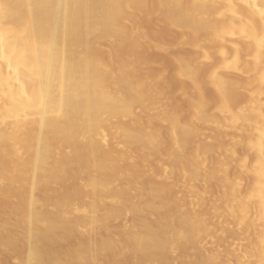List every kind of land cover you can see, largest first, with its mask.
<instances>
[{"label": "bare ground", "instance_id": "obj_1", "mask_svg": "<svg viewBox=\"0 0 264 264\" xmlns=\"http://www.w3.org/2000/svg\"><path fill=\"white\" fill-rule=\"evenodd\" d=\"M0 259L264 264V0H0Z\"/></svg>", "mask_w": 264, "mask_h": 264}, {"label": "rangeland", "instance_id": "obj_2", "mask_svg": "<svg viewBox=\"0 0 264 264\" xmlns=\"http://www.w3.org/2000/svg\"><path fill=\"white\" fill-rule=\"evenodd\" d=\"M146 55H148L149 57H147ZM146 55H145L146 58H148L149 60H152V59H153V61H155V62H157V63H162V62H164V61L162 60L163 57H162L161 55H159V54L157 55V54L153 53V55H152V53H147ZM158 56H159V57H158ZM157 60H159V62H158ZM161 60H162V61H161ZM164 60H165V63H164L163 65H164V68L166 69V71H167L168 73L165 72V74H164L165 76H163V80H164L165 82L170 83L172 87L175 85L174 88L176 89L178 85H177V83L174 82V79L172 78V77H173V68H172L173 66H172L171 64H169V62L167 63L168 60L166 61V58H164ZM166 63L169 64V65H171L172 67H171V66H168V65L166 66V65H165ZM165 66H166V67H165ZM171 71H172V72H171ZM167 75H168V76H167ZM168 77H170V78H168ZM172 82H174L175 84L172 83ZM173 84H174V85H173ZM176 85H177V86H176ZM171 98H172V99H171V101H172L171 104H172L173 102L176 103V102L178 101V98H177L175 95L172 96ZM176 98H177V99H176ZM173 99H174V100H173ZM174 103H173V104H174ZM179 110H183V108L180 107ZM162 132L164 133L165 130L162 129ZM159 160H161V159H159ZM161 161H163V159H162ZM161 161H160V162H161ZM161 163H162V162H161ZM160 174H161V173H159L158 175H160ZM178 182H179V183H178ZM178 182H176V186H175L174 190H175V189L178 190V193H179V194H178V193H177L176 195H175V194H174V195L170 194V198H173V197H174V198H175V197H176V198H180V199L182 198V193H181L182 182H181L180 180H178ZM177 187H178L179 189H178ZM176 190H175V191H176ZM176 192H177V191H176ZM176 192H175V193H176ZM171 193H173V191H172ZM171 196H172V197H171ZM0 260H1V259H0ZM11 260H12V259H8V261H7L8 264H13V263H14V261L12 260V261H13V262H12ZM9 261H10V262H9Z\"/></svg>", "mask_w": 264, "mask_h": 264}]
</instances>
